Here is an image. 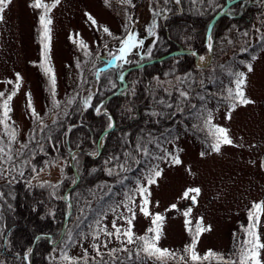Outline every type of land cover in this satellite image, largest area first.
<instances>
[{"label":"rangeland","instance_id":"1","mask_svg":"<svg viewBox=\"0 0 264 264\" xmlns=\"http://www.w3.org/2000/svg\"><path fill=\"white\" fill-rule=\"evenodd\" d=\"M243 1L245 0H210L211 8L205 13H202L204 8L201 5L196 16H208L213 13L202 29L204 39L201 44L196 47L192 35L186 40V44L190 46L159 56H154L153 49L159 42L158 30L162 24L160 20L169 12L166 0H108V3L105 0H60L49 13L52 23L49 26L51 31L48 40L44 39L43 27L39 22L43 9L30 6L34 0H11L5 7L3 20H0V92L5 93L6 98L16 90L17 83L19 89L10 102L8 129L0 124V146L4 148V153H0V165L8 162L6 154L9 149L12 157H16L36 130L48 121L62 117L71 107L68 103L70 99L83 98L90 93L93 96L100 88L103 68H112V72L116 73H111L107 78L110 80V86L116 88L102 101L103 103L101 102L102 104L94 108L96 114V108L100 107L99 114L107 113L108 117H111L107 126L94 139L95 148L85 150L94 158L103 154L107 135L116 126V120L109 113V109L102 107L114 96L132 95L128 75L139 79L138 76L146 65L161 62L172 56L189 54L196 66L208 69L207 71H211L210 74L215 76L214 81L210 82L212 91L215 90L213 97L209 96L213 100L206 103L196 99L195 102L199 106L185 112V103H190L187 106L194 105V98H191L193 94H189L187 99L180 96L181 90L186 91L184 83L189 80L184 72V66L187 64L183 62L180 66V60L174 59V74H152L154 69L148 73V89H153L154 95L162 96V101L167 100L169 103L171 98L175 97L173 109L177 112L176 122L148 141L145 147L149 154H143L142 160L133 167V173L122 174L121 167L105 163V170L110 169L114 176L109 178V184L115 188L114 194L112 193L108 200L103 196L101 206L96 210L94 206L87 205L88 209L93 208L89 211L94 214L88 218L82 217V222L76 224L74 232L65 235L69 230L68 221L72 215L71 191L81 179L74 157L81 150H73L70 160H52L53 163L43 166L42 171H36L31 182L39 186L60 183L65 177L64 168L69 163L74 170V177L63 194L67 210L60 232L55 236L47 233L36 235L33 242H29L25 247V264H32L31 254L42 238H46L51 246L47 260L49 264H194L185 247L192 244L198 226L205 231L197 239L196 252L203 257L212 250L223 258L221 260L212 257L202 260L199 264H224L225 261L240 264L241 250L246 247L244 242L250 239L247 233L250 223L248 213L253 210L254 202L264 201V0L258 1L263 8L261 13L258 12L249 22L244 21V11L238 12L241 10L238 8L241 3L235 7ZM52 2L53 0H43V3L49 5ZM222 9L224 13L209 30L211 22ZM86 14H90L97 23L93 25ZM231 16L235 20L228 23L227 20ZM153 21L156 36H149L147 29L152 27ZM105 27L112 35L103 31ZM188 27L193 29L192 24ZM185 28L186 25L183 24L179 27L181 35ZM186 30L192 32L189 28ZM127 31L138 33V38L144 40L143 46L133 49L128 57L130 63L120 61L109 65V52L117 53L120 41ZM81 40L87 48L80 47ZM209 43L212 45L211 49L208 47ZM45 44H48L47 63L55 75V99L59 101V107L53 106L50 76L42 67L45 61ZM176 51L183 52L170 55ZM166 55L168 56L164 57ZM201 56L205 57L203 61L200 60ZM253 56L256 57L255 60L252 59ZM248 63L253 66L251 73H247ZM178 66L179 72L176 69ZM229 68L232 71L247 73L244 92L254 103H237L234 109L230 107V101L225 105L221 103L228 95L221 93L222 90H228L224 89V81L228 83L227 88H235V77L228 74ZM134 69H137V72L133 71ZM17 73L21 77L19 81L16 79ZM28 93H31L38 117H34L27 107ZM194 93L196 95V92ZM203 95L204 93H197L198 98ZM2 99L0 98V101ZM128 100H131V97ZM178 107L183 111H178ZM208 112L212 114V123L228 129V135L233 141L232 145L222 144L219 152L213 151L211 147L214 140L205 125ZM110 123L112 127L108 126ZM80 124L81 122H76L73 126ZM12 129L16 133L15 140H11L9 135ZM168 153L178 155L181 163H172ZM154 166H158L162 174L155 178V183L148 185L146 176L148 170ZM137 180L147 186L150 193L148 216L139 210L143 197L133 191L137 187ZM190 188H199L200 192L189 193V196L185 197L184 193ZM126 193L133 197L134 204L128 202ZM193 195L195 202L190 198ZM173 204L177 206L176 209L171 208ZM127 207H131L135 212L134 219ZM112 209H115V212ZM188 209L191 211L185 217L184 212ZM156 213L163 217L157 246L168 249L172 254L164 259L145 253L142 250V242L138 239L145 235L150 227H154L152 220ZM28 215L30 216V213ZM127 219H132L133 243H128L123 235L119 238L116 235V228L123 232L128 227ZM98 220L99 225L96 223ZM186 220L190 221L187 225ZM20 227L25 229L28 235L33 234L28 219ZM256 230L261 243H264V213L260 215ZM65 254L71 257L70 261L63 259ZM18 258H21V255ZM259 259L261 264H264V249L260 250ZM1 260H4L3 256Z\"/></svg>","mask_w":264,"mask_h":264},{"label":"trees","instance_id":"2","mask_svg":"<svg viewBox=\"0 0 264 264\" xmlns=\"http://www.w3.org/2000/svg\"><path fill=\"white\" fill-rule=\"evenodd\" d=\"M166 1L169 12L165 18L161 17L162 24L160 27L158 26L159 42L153 49L154 56L190 46L186 44V40L192 35L194 36L193 43L198 47L204 39L202 29L205 28L213 14L196 16L201 5L204 8L202 13L210 10V0ZM258 1L260 0H245L235 5L236 7L241 3V6L238 7L241 10L238 12L244 11V21L249 22L258 12L261 13L262 6ZM234 20V17L231 16L227 22L233 23ZM189 23L193 25V29L188 27ZM182 24L186 25V28L181 35L179 27ZM187 28L192 32L186 30ZM174 59L180 60L179 64L183 62L187 64L184 66V72L187 73L189 80L184 83V89L189 94H193L191 98H194L195 107L187 106L190 104L189 102L185 103L184 111L196 109V106H199L195 102L196 99L198 102L206 101V103L213 100L209 96L215 93V90L212 91L210 82L214 81L215 76L210 74L211 71H207L208 69L196 66L193 57L189 54L172 56L161 62L146 65L140 72L139 79H136L134 75H128L133 91L130 96L131 100L127 101L130 97L114 96L103 105L102 108L109 109V113L114 116L116 126L107 135L103 154L94 158L85 150L95 148L94 139L107 126L109 120L107 113L96 114L94 108L116 88L111 87L110 80L107 79L111 73H116L112 72V68L106 67L102 69L100 88L94 93L90 107L83 108L81 98L76 99L66 112L67 115L64 114L55 119L56 123H53L54 120L48 121L47 127L36 130L32 138L25 144L27 147H22L11 162L0 165V168L3 169V175H0V193L3 194L0 195V264H25L23 254L26 245L33 242L35 236L41 233L57 235L65 220L67 207L63 200V194L71 185L74 177L73 168L70 163L65 166V177L60 183L39 186L33 185L31 182L35 173L32 171L33 165L38 171L46 165V161L70 160L73 150H81L74 157L75 166L81 179L71 191L72 215L68 221L69 230L65 234L67 235L71 231H75L77 225L82 222V217L88 218L94 214L89 211L93 208L88 209L87 205L94 206L96 210L101 206L103 196L108 200L112 197V193L114 194L115 188L109 184L114 176L113 174L109 175L108 170H105V163L108 162L110 166L114 167L124 165L122 174L133 173L135 171L133 167L137 164L135 161L142 160L144 154L137 148V144L143 147L147 146L153 136L164 132L172 124H175L177 117V112L173 109L175 97L171 98L170 103L167 100L162 101V96L154 95L153 89H148L150 80L147 79L148 73L152 69H154L152 74L157 73L160 76L170 72L174 74ZM176 69L179 72V66ZM133 71L137 72V69ZM204 71L205 73L199 75ZM116 79L118 81V75H116ZM224 84L228 86L227 81H224ZM226 86H224L225 90L228 89ZM197 93H204V99L198 98ZM221 93L222 95L227 94L223 90ZM222 100L221 103L224 105L229 101L226 98ZM154 112L158 115H153ZM76 122H81V124L73 126ZM25 161H30V163H25ZM21 172L23 175H20ZM27 219L29 226L32 227L33 234L31 235H28L26 230L20 227L23 222H27ZM47 242L46 238L40 239L30 257L32 264H49L47 260L51 246ZM20 255L21 258H18ZM1 256L4 258L3 261Z\"/></svg>","mask_w":264,"mask_h":264},{"label":"snow or ice","instance_id":"3","mask_svg":"<svg viewBox=\"0 0 264 264\" xmlns=\"http://www.w3.org/2000/svg\"><path fill=\"white\" fill-rule=\"evenodd\" d=\"M60 2V0H53L52 4L49 5L47 3H43V0H34V3L30 6L35 7V8H42L43 9V13L40 15L39 17V22L40 25L43 27V37L45 40L50 39L49 37V33L51 31L50 29V25L52 23V20L49 17V13L51 11L52 8H54L58 3ZM106 3H108V0H105ZM130 2V0H129ZM11 3V0H0V20H3V12L5 10V7ZM87 18L89 21H91V23L93 25H95L97 23V21L90 15V14H86ZM155 28V21H153V25L152 27H149L147 29L148 31V35L149 36H156V32L154 31ZM103 31L105 33H107L108 35H112V33L110 32V30L105 27L103 29ZM209 40H211V37H209ZM144 44V40L139 39L138 38V33H134L131 31H127L126 36L121 39L120 41V47L117 51L116 54L109 52V57L110 59L107 61V63L109 65L113 64L114 62H120L122 61L123 63H130V60L128 59L129 55L133 52V49H137L141 46H143ZM80 47L81 48H87V45L81 40L80 41ZM209 49H211L212 45L211 43H209L208 45ZM47 50H48V44H45V52H44V56H45V61L42 64L43 70L46 74H49L50 76V85H51V92H52V103L54 107H59V101H57L55 99V84H56V80H55V75L53 72V69L51 68V66H49V64L47 63ZM246 50V49H245ZM150 53V50H149ZM205 59V57L201 56L200 60L203 61ZM253 60L256 59L255 56L252 57ZM253 71V66L251 63L247 64V73H251ZM247 73L244 71H232L231 68L228 69V74L230 76H234V84H235V88H228L227 90V97L226 99H228L230 101V107L232 109H234L237 106V103L241 104V105H247V104H251L254 103V101L248 99L245 96V92H244V86L246 85L247 82ZM121 79H123V76L120 77ZM16 79L17 81H19L21 79L19 73L16 74ZM9 83H11V81H9ZM19 89V83H17L16 85V90ZM16 90H14L11 94L7 95L6 98L5 97V93L0 92V98H3L2 101H0V109H2V115H0V124H3L4 127L6 129H8V124H7V120L10 118L9 117V113L11 111V107H10V102L13 99V97L16 94ZM28 102H27V107L31 110V114L34 117H38V113L36 112L33 103H32V99H31V93H28ZM189 93L186 91H180V96L187 99L188 98ZM93 99L92 94L90 93L89 95L81 98V103L83 105V108H88L91 106V101ZM201 100L204 99V97L200 98ZM75 98H72L68 101L69 104L74 103ZM169 107H172V105H169ZM193 107H195L193 105ZM178 111H183L182 108H177ZM101 111L100 107L96 108V112L97 114H99ZM65 115H67V113L65 112ZM153 115H158V113H153ZM229 118H230V114H229ZM109 120H111V117H109ZM53 123H56V121L54 120ZM205 125L208 128V134L211 135L213 137L214 142L212 143L211 147L213 149V151L215 152H219L221 149V145H232L233 141L232 139H230L229 135H228V129L224 128V127H220L218 125H214L212 123V114L211 112H208L207 117L205 119ZM109 127H112L111 123L108 125ZM43 127H47V125H44ZM10 138L11 140H15L16 138V133L15 130L12 129L9 132ZM23 147H27V145H24ZM137 148L142 150L144 152L145 155H148V149L146 147H143L140 144H137ZM41 150H43L41 148ZM0 153H4V148L2 146H0ZM169 156H171V162L174 164H180L181 160L179 159L178 155H173L171 153H168ZM204 153H201V156H203ZM7 156V161L11 162L13 157L11 155V151L9 149V152L6 154ZM2 158V157H0ZM164 157H158V159H163ZM136 163H139V161H135ZM25 163H30V161H25ZM46 164H51L53 163L52 161H46ZM264 166V165H262ZM120 167L122 169H124V165H120ZM43 169H40V171H42ZM128 170V169H125ZM9 171H11V169H9ZM32 171L36 172L37 168L33 165L32 166ZM109 175L112 174L111 170L109 169ZM162 174V170L158 169V166H154L152 169L148 170V175L146 176V180H147V184L151 185L153 183H155V178L161 176ZM0 175H3V169L0 168ZM20 175H23V172L20 173ZM137 187L133 190L135 191L138 195L142 196L143 199L139 205V210L145 215L148 216L150 215L149 210H148V204L150 203L148 196L150 195L148 187L145 186L143 183H141L140 180L136 181ZM43 186V185H40ZM200 192L199 188H190L188 189L185 193L184 196L188 197L189 193H196L198 194ZM0 195H3L2 193H0ZM126 197L127 200L130 204H134L135 200L133 199V197L131 195H128L126 193ZM193 202H195V196H191L190 197ZM176 205L173 204L171 205L172 209H176ZM113 212H115V209H112ZM127 211L129 213L132 214V219L135 218V212L133 211V209L131 207H127ZM191 209H188L184 212L185 217H187L190 213ZM261 213H264V201L259 202V203H253V210L249 211L248 216H249V227L247 229V233L248 236L250 237V239L246 240L244 243L246 245V247L244 249L241 250V254H240V264H261V260L259 259L260 257V250L264 249V243H261L260 241V237L259 234L256 230L257 225L259 223V219H260V215ZM132 219H127V225L128 227L121 232V230L119 228H116V235L117 238H119L121 235H123L124 237H126L127 242L128 243H133L134 242V233L132 231ZM202 219V218H201ZM163 220V217L159 214L156 213L154 216V219L152 220V224L154 225V227H150L147 230V233L143 236L138 237L139 241L142 242V250L145 253H148L149 255H154L157 256V258L159 259H164L165 257L172 255L168 249H161L157 246L158 241L160 239V232H161V222ZM98 225L100 223V221L98 220L96 222ZM186 225L190 223V221L186 220ZM113 227L115 228V222H113ZM189 231L191 232V228H189ZM205 231L204 228L202 227H197L195 236L193 237L192 240V244L188 245L185 247V251L189 252L190 254V258L191 260L194 262V264H199V262H201L202 260H209L212 257H216L217 259H223L222 257H220L218 254L212 252V250H209L203 257H201L195 250V246L197 243V239L199 237V235ZM148 233H154V235H149ZM107 235H111L112 233H106ZM71 238V237H69ZM95 247V245H94ZM29 251H31V249H29ZM63 259L65 260H71V257H68L66 254L63 255ZM224 264H234L233 261H225Z\"/></svg>","mask_w":264,"mask_h":264},{"label":"water","instance_id":"4","mask_svg":"<svg viewBox=\"0 0 264 264\" xmlns=\"http://www.w3.org/2000/svg\"><path fill=\"white\" fill-rule=\"evenodd\" d=\"M224 13V9H222L216 16H215V18L213 19V21L211 22V25H210V28H209V30L213 27V25H214V23L216 22V20L222 15ZM181 52H183V51H176V52H173V53H171L170 55H173V54H179V53H181ZM168 55H166V56H164V57H167ZM103 103V102H102ZM101 103V104H102ZM107 132V131H106ZM73 165V164H72ZM263 165H264V157H263ZM79 177L77 176V179H78Z\"/></svg>","mask_w":264,"mask_h":264}]
</instances>
